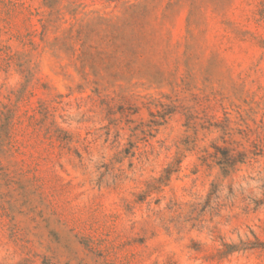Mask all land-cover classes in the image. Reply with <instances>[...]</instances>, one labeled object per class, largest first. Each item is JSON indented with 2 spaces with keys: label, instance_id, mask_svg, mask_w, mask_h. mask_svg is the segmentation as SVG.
<instances>
[{
  "label": "rangeland",
  "instance_id": "obj_1",
  "mask_svg": "<svg viewBox=\"0 0 264 264\" xmlns=\"http://www.w3.org/2000/svg\"><path fill=\"white\" fill-rule=\"evenodd\" d=\"M0 264H264V0H0Z\"/></svg>",
  "mask_w": 264,
  "mask_h": 264
},
{
  "label": "trees",
  "instance_id": "obj_2",
  "mask_svg": "<svg viewBox=\"0 0 264 264\" xmlns=\"http://www.w3.org/2000/svg\"><path fill=\"white\" fill-rule=\"evenodd\" d=\"M236 161H227L228 166H232Z\"/></svg>",
  "mask_w": 264,
  "mask_h": 264
}]
</instances>
